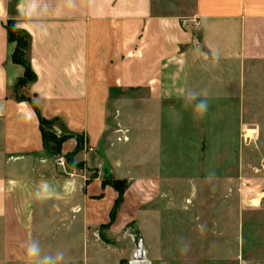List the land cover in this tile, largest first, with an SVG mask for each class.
I'll return each instance as SVG.
<instances>
[{
	"label": "crops",
	"instance_id": "obj_1",
	"mask_svg": "<svg viewBox=\"0 0 264 264\" xmlns=\"http://www.w3.org/2000/svg\"><path fill=\"white\" fill-rule=\"evenodd\" d=\"M7 23L30 36L24 97ZM249 129L264 136V0H0V263L70 245L91 259L117 197L107 179L127 185L112 234L155 228L141 207L161 185L237 187L243 211L260 206L264 174L218 172Z\"/></svg>",
	"mask_w": 264,
	"mask_h": 264
},
{
	"label": "rangeland",
	"instance_id": "obj_2",
	"mask_svg": "<svg viewBox=\"0 0 264 264\" xmlns=\"http://www.w3.org/2000/svg\"><path fill=\"white\" fill-rule=\"evenodd\" d=\"M22 86L16 87V96H27ZM255 126L252 128L256 129ZM234 142V154L220 155L221 166L229 165L230 168H222L219 175L234 176L238 180L242 175L264 174V136L250 129L247 133L242 130ZM242 163L246 164L245 169L240 168ZM126 186L124 183L123 190ZM251 196L253 199L256 195L252 192ZM127 201L131 203L130 198ZM141 208L157 211L156 227H152L153 220L145 217L140 221H127L122 229L112 234L108 231V221L98 238L92 233L93 245L98 247L92 250L91 246L92 260L87 255L90 248L86 249L84 245L45 252L50 256L62 252L61 264L66 262L67 254L74 255L77 264L84 261L89 264H127L135 252L138 237H141L146 257L152 264H264V201L260 206L258 203L243 211L237 187L233 191L218 185H204L196 193L195 186L161 185L156 200L144 202Z\"/></svg>",
	"mask_w": 264,
	"mask_h": 264
},
{
	"label": "trees",
	"instance_id": "obj_3",
	"mask_svg": "<svg viewBox=\"0 0 264 264\" xmlns=\"http://www.w3.org/2000/svg\"><path fill=\"white\" fill-rule=\"evenodd\" d=\"M6 30L8 40L15 42V47L12 53V60L16 63L22 64L25 69L23 77L17 81L16 85H25L30 82H33L35 79V75L30 69L27 52L30 36L25 31L16 28L13 23H7ZM53 149L55 150V152L57 151L56 146H54ZM106 182L111 185L117 192V197L115 198L111 210L109 212L110 222L114 219L118 205L121 202L124 182L114 181L110 179H107Z\"/></svg>",
	"mask_w": 264,
	"mask_h": 264
},
{
	"label": "clouds",
	"instance_id": "obj_4",
	"mask_svg": "<svg viewBox=\"0 0 264 264\" xmlns=\"http://www.w3.org/2000/svg\"><path fill=\"white\" fill-rule=\"evenodd\" d=\"M208 103L206 99H201L196 104V109L203 114L207 111ZM27 254L30 257H39L40 256V247L38 242H31L27 246ZM64 254L62 252H58L55 256H44L40 258V264H61L63 261Z\"/></svg>",
	"mask_w": 264,
	"mask_h": 264
},
{
	"label": "water",
	"instance_id": "obj_5",
	"mask_svg": "<svg viewBox=\"0 0 264 264\" xmlns=\"http://www.w3.org/2000/svg\"><path fill=\"white\" fill-rule=\"evenodd\" d=\"M127 264H152L146 257L141 237H138L135 252L132 258L127 261Z\"/></svg>",
	"mask_w": 264,
	"mask_h": 264
},
{
	"label": "built area",
	"instance_id": "obj_6",
	"mask_svg": "<svg viewBox=\"0 0 264 264\" xmlns=\"http://www.w3.org/2000/svg\"><path fill=\"white\" fill-rule=\"evenodd\" d=\"M195 26L198 27L199 26V21H195ZM122 139H126L127 137L126 136H123L121 137ZM121 138H117L118 140H120ZM54 163H56L57 165H61V166H64V160L62 157H57L54 159Z\"/></svg>",
	"mask_w": 264,
	"mask_h": 264
}]
</instances>
